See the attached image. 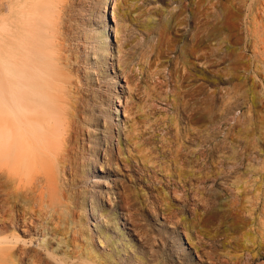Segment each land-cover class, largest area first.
Here are the masks:
<instances>
[{
    "label": "rangeland",
    "instance_id": "obj_1",
    "mask_svg": "<svg viewBox=\"0 0 264 264\" xmlns=\"http://www.w3.org/2000/svg\"><path fill=\"white\" fill-rule=\"evenodd\" d=\"M87 3L82 14L93 22L104 0ZM114 5L112 61L125 86L114 122L138 128L122 143L131 166L119 167L147 232L145 250L125 240L114 262L264 264V0ZM70 22L65 45L79 51L82 34Z\"/></svg>",
    "mask_w": 264,
    "mask_h": 264
},
{
    "label": "bare ground",
    "instance_id": "obj_2",
    "mask_svg": "<svg viewBox=\"0 0 264 264\" xmlns=\"http://www.w3.org/2000/svg\"><path fill=\"white\" fill-rule=\"evenodd\" d=\"M87 1H3L0 264H116L111 255L122 259L125 240L145 250L147 232L119 167L131 166L122 143L129 147L138 128L114 122L125 87L107 19L117 0H104L93 22L82 14ZM73 20L84 41L79 51L65 45ZM95 235L104 251L92 248Z\"/></svg>",
    "mask_w": 264,
    "mask_h": 264
}]
</instances>
